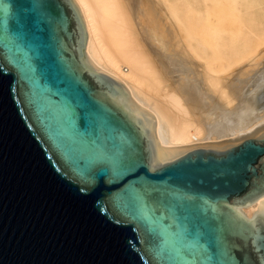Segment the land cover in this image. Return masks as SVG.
<instances>
[{
    "label": "water",
    "instance_id": "obj_1",
    "mask_svg": "<svg viewBox=\"0 0 264 264\" xmlns=\"http://www.w3.org/2000/svg\"><path fill=\"white\" fill-rule=\"evenodd\" d=\"M86 41L75 0H0V264H264V126L163 149Z\"/></svg>",
    "mask_w": 264,
    "mask_h": 264
},
{
    "label": "bare ground",
    "instance_id": "obj_2",
    "mask_svg": "<svg viewBox=\"0 0 264 264\" xmlns=\"http://www.w3.org/2000/svg\"><path fill=\"white\" fill-rule=\"evenodd\" d=\"M75 2L88 58L155 116L163 149L264 126V0Z\"/></svg>",
    "mask_w": 264,
    "mask_h": 264
},
{
    "label": "rangeland",
    "instance_id": "obj_3",
    "mask_svg": "<svg viewBox=\"0 0 264 264\" xmlns=\"http://www.w3.org/2000/svg\"><path fill=\"white\" fill-rule=\"evenodd\" d=\"M242 60V59H241ZM241 60H239L241 62Z\"/></svg>",
    "mask_w": 264,
    "mask_h": 264
}]
</instances>
